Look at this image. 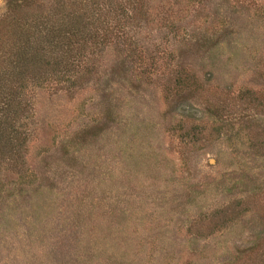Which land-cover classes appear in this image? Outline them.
<instances>
[{
	"label": "rangeland",
	"instance_id": "1",
	"mask_svg": "<svg viewBox=\"0 0 264 264\" xmlns=\"http://www.w3.org/2000/svg\"><path fill=\"white\" fill-rule=\"evenodd\" d=\"M24 1L46 16L72 0H0V18ZM146 9L73 89L26 90L0 264H264V0ZM177 76L200 90L166 99Z\"/></svg>",
	"mask_w": 264,
	"mask_h": 264
},
{
	"label": "trees",
	"instance_id": "2",
	"mask_svg": "<svg viewBox=\"0 0 264 264\" xmlns=\"http://www.w3.org/2000/svg\"><path fill=\"white\" fill-rule=\"evenodd\" d=\"M146 2L72 0L69 8L63 1L55 13L44 16L33 15L30 4L24 1L14 15L6 13L0 18V26L11 23L12 31L9 39L0 40V176L3 171L16 175L24 166L22 153L29 141L32 118L25 102L28 87L57 82L73 89L91 72V57L109 46L125 45L127 32L136 21L146 18ZM19 11H28L31 17H22ZM173 82V87L166 89V99L200 90L186 77L177 76ZM178 123L183 125L178 124L177 130L184 133L185 123ZM186 133L182 137L187 139Z\"/></svg>",
	"mask_w": 264,
	"mask_h": 264
}]
</instances>
